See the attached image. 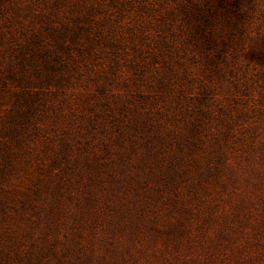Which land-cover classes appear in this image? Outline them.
I'll return each instance as SVG.
<instances>
[{
  "label": "rangeland",
  "instance_id": "rangeland-1",
  "mask_svg": "<svg viewBox=\"0 0 264 264\" xmlns=\"http://www.w3.org/2000/svg\"><path fill=\"white\" fill-rule=\"evenodd\" d=\"M0 264H264V0H0Z\"/></svg>",
  "mask_w": 264,
  "mask_h": 264
}]
</instances>
